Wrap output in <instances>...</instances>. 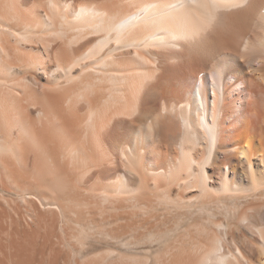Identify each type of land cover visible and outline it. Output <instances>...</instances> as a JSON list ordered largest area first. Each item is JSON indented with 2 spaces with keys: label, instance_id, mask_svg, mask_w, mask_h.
Segmentation results:
<instances>
[{
  "label": "bare ground",
  "instance_id": "obj_1",
  "mask_svg": "<svg viewBox=\"0 0 264 264\" xmlns=\"http://www.w3.org/2000/svg\"><path fill=\"white\" fill-rule=\"evenodd\" d=\"M171 2L0 0V264H264V0Z\"/></svg>",
  "mask_w": 264,
  "mask_h": 264
},
{
  "label": "clouds",
  "instance_id": "obj_2",
  "mask_svg": "<svg viewBox=\"0 0 264 264\" xmlns=\"http://www.w3.org/2000/svg\"><path fill=\"white\" fill-rule=\"evenodd\" d=\"M191 7L192 0H188L187 3H182L180 0H173V2L165 5L163 9V19L178 35L185 38H188L184 31L186 10ZM138 25L139 21L135 17H130L116 24L114 31L117 34V38H124L128 33L138 27Z\"/></svg>",
  "mask_w": 264,
  "mask_h": 264
}]
</instances>
